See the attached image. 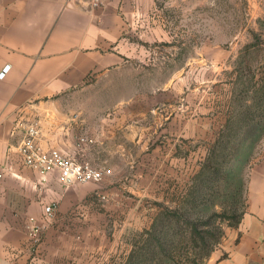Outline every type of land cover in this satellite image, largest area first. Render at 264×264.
Here are the masks:
<instances>
[{"label":"crops","instance_id":"obj_1","mask_svg":"<svg viewBox=\"0 0 264 264\" xmlns=\"http://www.w3.org/2000/svg\"><path fill=\"white\" fill-rule=\"evenodd\" d=\"M102 1L94 8L91 0H0V72L10 66L0 78V264L114 263L115 239L92 197H125L113 158L131 145L145 150L147 129L126 109L79 112L72 123L60 110L66 93L125 66L134 53L127 35L146 0ZM25 121H39L45 144L103 168L105 179L66 184L53 173L45 181L17 150ZM52 202L50 219L45 206ZM246 202L240 224L225 229L207 264H264V154L249 171ZM33 222L41 226L36 243L28 234Z\"/></svg>","mask_w":264,"mask_h":264},{"label":"rangeland","instance_id":"obj_2","mask_svg":"<svg viewBox=\"0 0 264 264\" xmlns=\"http://www.w3.org/2000/svg\"><path fill=\"white\" fill-rule=\"evenodd\" d=\"M127 40L134 53L125 66L89 76L60 108L64 123L83 111L99 117L126 109L129 120L147 129L145 150L131 145L113 158L121 163L117 181L125 197H92L115 239L113 264L150 226L158 203L171 204L198 170L225 121L232 71L241 61L264 63V0H146ZM263 154L264 138L253 156L234 163L244 200L249 171Z\"/></svg>","mask_w":264,"mask_h":264},{"label":"trees","instance_id":"obj_3","mask_svg":"<svg viewBox=\"0 0 264 264\" xmlns=\"http://www.w3.org/2000/svg\"><path fill=\"white\" fill-rule=\"evenodd\" d=\"M232 73L225 121L198 170L171 204L158 203L150 226L131 238L129 251L115 264H207L225 236V225L240 224L247 202L234 163L253 156L264 138V63L252 67L241 61Z\"/></svg>","mask_w":264,"mask_h":264},{"label":"built area","instance_id":"obj_4","mask_svg":"<svg viewBox=\"0 0 264 264\" xmlns=\"http://www.w3.org/2000/svg\"><path fill=\"white\" fill-rule=\"evenodd\" d=\"M76 3L79 0H66ZM103 4L102 0H91L92 7L97 8ZM10 69L6 65L0 72V78H4ZM22 136L17 143V150L29 168L38 171L44 176V180L50 174L56 173L62 183H100L106 177V170L92 165L89 161H78L59 148L45 144L39 121H25L20 124ZM57 204L52 202L45 206L48 218H54ZM28 234L36 243L41 239V226L32 223L28 226Z\"/></svg>","mask_w":264,"mask_h":264}]
</instances>
